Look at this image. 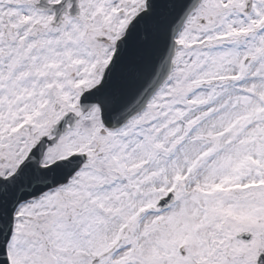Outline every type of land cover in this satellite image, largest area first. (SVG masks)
Listing matches in <instances>:
<instances>
[{"label":"snow or ice","instance_id":"6c2138e0","mask_svg":"<svg viewBox=\"0 0 264 264\" xmlns=\"http://www.w3.org/2000/svg\"><path fill=\"white\" fill-rule=\"evenodd\" d=\"M0 264H264V0H0Z\"/></svg>","mask_w":264,"mask_h":264}]
</instances>
